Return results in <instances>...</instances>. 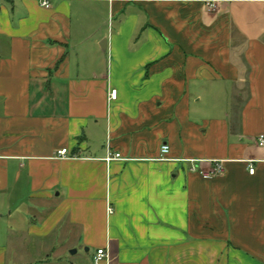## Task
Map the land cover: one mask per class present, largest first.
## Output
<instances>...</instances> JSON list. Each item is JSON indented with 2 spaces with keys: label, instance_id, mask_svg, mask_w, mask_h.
<instances>
[{
  "label": "crops",
  "instance_id": "1",
  "mask_svg": "<svg viewBox=\"0 0 264 264\" xmlns=\"http://www.w3.org/2000/svg\"><path fill=\"white\" fill-rule=\"evenodd\" d=\"M50 3L0 0V264H264V0Z\"/></svg>",
  "mask_w": 264,
  "mask_h": 264
},
{
  "label": "built area",
  "instance_id": "2",
  "mask_svg": "<svg viewBox=\"0 0 264 264\" xmlns=\"http://www.w3.org/2000/svg\"><path fill=\"white\" fill-rule=\"evenodd\" d=\"M41 2V6L45 9H50L51 8V3H50V0H39ZM221 0H208V2L211 4V6L214 8L215 5H217ZM109 98H110V101H116L117 98H118V92L117 90H111L110 91V94H109ZM257 145L259 147H262L264 148V134L259 136L258 139H257ZM170 153V147L169 145H163L161 147V160H168L167 159V156L169 155ZM69 152L67 149H63L61 151H59L57 153V157L58 158H67L69 157ZM105 161L107 163H110V162H113V161H125L124 158H122L121 154H115L114 156L113 155H109ZM188 162H191V163H195V161L193 160H190ZM195 170V168H193V171ZM224 172V167L222 165L221 162H216L215 165H214V170L209 174V175H205L207 178L211 177L212 175H219V174H222ZM255 172V169L253 167H250V173L251 174H254ZM108 212L109 214H112L113 213V210L112 208L109 207L108 209ZM104 260H108V254L106 252V250H98L97 252V255L94 259V262L95 264H99L100 262L104 261Z\"/></svg>",
  "mask_w": 264,
  "mask_h": 264
},
{
  "label": "rangeland",
  "instance_id": "3",
  "mask_svg": "<svg viewBox=\"0 0 264 264\" xmlns=\"http://www.w3.org/2000/svg\"><path fill=\"white\" fill-rule=\"evenodd\" d=\"M105 23H108V28H109L108 33L111 34L112 33V28H113L114 21L111 18H109L108 21L105 22ZM0 224H6V220H0ZM33 243L35 244V242H33ZM33 243L31 242V247L33 246Z\"/></svg>",
  "mask_w": 264,
  "mask_h": 264
},
{
  "label": "water",
  "instance_id": "4",
  "mask_svg": "<svg viewBox=\"0 0 264 264\" xmlns=\"http://www.w3.org/2000/svg\"><path fill=\"white\" fill-rule=\"evenodd\" d=\"M101 48L105 51L107 48V41L105 40L102 44H101ZM75 253V252H74Z\"/></svg>",
  "mask_w": 264,
  "mask_h": 264
}]
</instances>
